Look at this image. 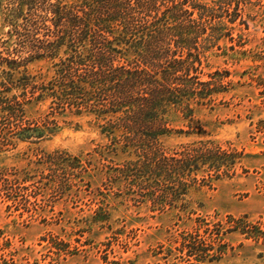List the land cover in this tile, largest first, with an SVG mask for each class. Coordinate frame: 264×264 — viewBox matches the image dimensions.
<instances>
[{
    "label": "rangeland",
    "instance_id": "rangeland-1",
    "mask_svg": "<svg viewBox=\"0 0 264 264\" xmlns=\"http://www.w3.org/2000/svg\"><path fill=\"white\" fill-rule=\"evenodd\" d=\"M19 1L0 0L5 56L30 39V11L11 13ZM203 1L228 19L225 0ZM231 3L249 28L241 18L231 35L215 25L200 48L201 79L220 72L222 92L193 104L192 115L173 111V130L150 159L141 148H114L95 114L62 113L51 100L29 105L23 119L22 127L48 124L43 138L17 140L0 125V264H264V238L243 232L264 229V0ZM55 70L47 60L0 65V81ZM225 150L236 163L219 172L208 155ZM162 155L167 164L156 163ZM193 237L200 247L224 242L228 254L200 261L186 247Z\"/></svg>",
    "mask_w": 264,
    "mask_h": 264
},
{
    "label": "trees",
    "instance_id": "trees-1",
    "mask_svg": "<svg viewBox=\"0 0 264 264\" xmlns=\"http://www.w3.org/2000/svg\"><path fill=\"white\" fill-rule=\"evenodd\" d=\"M220 2L229 5L226 20L203 0H20L11 13L16 20L25 8L30 11V39L23 49L8 52L9 56L1 51L0 65L16 71L36 60H47L56 70L52 76L29 73L15 79L18 71L0 81L2 131L8 126L17 140L43 138L47 130L53 131L48 124L22 127L23 119L29 105L51 100L49 107L57 103L62 113L95 114L114 148H141L150 159L149 153L155 155L154 145L173 130L169 120L173 111L192 115L193 104H203L222 92L215 87L220 72L209 73L211 80L201 79L204 37L213 33L215 25H223L231 35L239 18L246 28L249 24L239 8L230 11L231 0ZM40 30L46 38L37 37ZM162 156L157 164L166 162ZM208 156L210 166L219 172L236 163L227 150ZM239 228L240 224L231 229ZM244 228L247 238L257 242L264 238L262 225ZM193 238L186 247L200 261L228 254L224 242L217 246V239L213 244L202 241L200 247Z\"/></svg>",
    "mask_w": 264,
    "mask_h": 264
}]
</instances>
